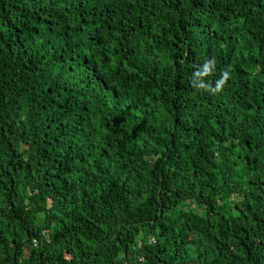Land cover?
Masks as SVG:
<instances>
[{
	"label": "trees",
	"instance_id": "obj_1",
	"mask_svg": "<svg viewBox=\"0 0 264 264\" xmlns=\"http://www.w3.org/2000/svg\"><path fill=\"white\" fill-rule=\"evenodd\" d=\"M0 264H264V0H0Z\"/></svg>",
	"mask_w": 264,
	"mask_h": 264
},
{
	"label": "clouds",
	"instance_id": "obj_2",
	"mask_svg": "<svg viewBox=\"0 0 264 264\" xmlns=\"http://www.w3.org/2000/svg\"><path fill=\"white\" fill-rule=\"evenodd\" d=\"M211 64H212L211 61H207L205 63V65H204L203 72L198 73V75H206V74H208ZM227 75H228L227 73H224V78L221 79L220 81H218L217 87H216V89H213V91H218L220 89L221 85H223V83L227 79ZM200 86L203 87V85H200Z\"/></svg>",
	"mask_w": 264,
	"mask_h": 264
},
{
	"label": "built area",
	"instance_id": "obj_3",
	"mask_svg": "<svg viewBox=\"0 0 264 264\" xmlns=\"http://www.w3.org/2000/svg\"><path fill=\"white\" fill-rule=\"evenodd\" d=\"M151 240L153 241L154 239L152 238Z\"/></svg>",
	"mask_w": 264,
	"mask_h": 264
}]
</instances>
